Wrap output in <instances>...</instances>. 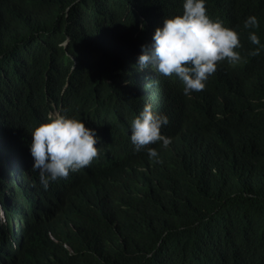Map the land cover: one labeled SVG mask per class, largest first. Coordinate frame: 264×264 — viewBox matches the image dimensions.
I'll return each mask as SVG.
<instances>
[{
  "label": "trees",
  "instance_id": "16d2710c",
  "mask_svg": "<svg viewBox=\"0 0 264 264\" xmlns=\"http://www.w3.org/2000/svg\"><path fill=\"white\" fill-rule=\"evenodd\" d=\"M205 8L242 59L186 96L175 74L137 66L182 0H0V130L13 135L0 140V264H264V0ZM52 101L95 130L100 156L45 189L20 136ZM146 103L171 138L152 160L129 139Z\"/></svg>",
  "mask_w": 264,
  "mask_h": 264
},
{
  "label": "clouds",
  "instance_id": "9594fccd",
  "mask_svg": "<svg viewBox=\"0 0 264 264\" xmlns=\"http://www.w3.org/2000/svg\"><path fill=\"white\" fill-rule=\"evenodd\" d=\"M182 9L181 14L164 17L150 45H140L137 66L141 70L150 67L164 77L175 74L187 96L205 87V81L216 70V62L226 60L235 64L242 57L234 50L241 47L237 32L219 19L213 20L207 14L205 0H182ZM243 24L245 28H255L257 20L250 15ZM248 40L253 45L260 44L255 32H249ZM51 104L48 112L20 136L23 157L37 171L39 183L45 189L50 181L60 183L69 172L88 166L98 156L95 130L86 127L81 119L62 115L61 102ZM168 122L167 115L153 111L151 104L146 103L131 121L129 139L133 150L146 152L149 160L158 159L156 148L149 145L159 142L161 148L169 146L171 138L162 133ZM8 133L0 130L2 142L13 137ZM8 151L12 156V147ZM0 218L5 219L1 206Z\"/></svg>",
  "mask_w": 264,
  "mask_h": 264
},
{
  "label": "bare ground",
  "instance_id": "6f19581e",
  "mask_svg": "<svg viewBox=\"0 0 264 264\" xmlns=\"http://www.w3.org/2000/svg\"><path fill=\"white\" fill-rule=\"evenodd\" d=\"M127 108H129V107H127ZM54 109V108H53ZM52 109V110H53ZM126 117V116H125ZM119 118H121V117H119ZM122 118H124V117H122ZM98 138H99V136L98 135H96ZM106 146V145H105ZM101 155H103V154H101ZM98 156H100V154L98 153ZM60 181H61V178H60ZM40 192H42V191H40ZM13 223H15V221L13 222ZM4 248H6V247H2V250H3V253H5V249ZM4 255V254H3ZM1 263V262H0Z\"/></svg>",
  "mask_w": 264,
  "mask_h": 264
}]
</instances>
